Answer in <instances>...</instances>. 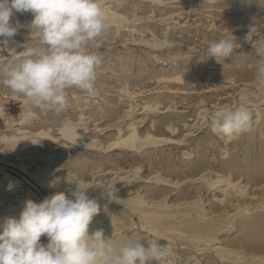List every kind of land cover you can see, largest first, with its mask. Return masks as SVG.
I'll return each instance as SVG.
<instances>
[{
    "label": "rangeland",
    "instance_id": "374dc122",
    "mask_svg": "<svg viewBox=\"0 0 264 264\" xmlns=\"http://www.w3.org/2000/svg\"><path fill=\"white\" fill-rule=\"evenodd\" d=\"M99 2L106 29L89 44L102 59L97 93L68 89L69 106L59 115L3 83L23 45L42 46L30 28L34 16L14 12L17 34L7 45L0 38V224L18 219L29 199L58 192L72 198L79 186L101 205L89 234L103 229L117 247L157 241L166 264H264V89L255 81L264 0L262 7L240 0ZM252 25L254 40L246 42ZM165 37L171 47L150 46ZM225 37H236L237 47L217 61L209 42ZM240 105L251 111L252 129L233 139L215 134V112ZM65 120L79 129L80 143L62 134ZM134 133L154 142L142 149L117 144ZM112 186L116 198L109 200L103 189ZM252 220L256 226L245 228Z\"/></svg>",
    "mask_w": 264,
    "mask_h": 264
},
{
    "label": "clouds",
    "instance_id": "9594fccd",
    "mask_svg": "<svg viewBox=\"0 0 264 264\" xmlns=\"http://www.w3.org/2000/svg\"><path fill=\"white\" fill-rule=\"evenodd\" d=\"M243 4L262 0H240ZM14 12H30L34 19L31 30L40 35L41 47H26L16 52L10 66L3 72V83L14 93L28 98L42 111L59 115L69 106L68 89L77 88L92 96L101 57L89 50L90 42L101 37L106 29V12L99 0H0V38L7 45L20 27L10 23ZM257 28L249 27L246 42L254 40ZM150 46L165 49L172 46L168 38L153 39ZM237 39L219 38L209 42L208 51L217 61L231 57ZM260 61L256 67V87L264 89V42L256 48ZM251 111L244 105L224 108L211 118V130L233 139L252 129ZM79 129L71 120L61 124L64 136L81 139ZM40 142V141H39ZM39 142L33 143L38 144ZM55 187V183L52 185ZM72 192V198L58 192L42 202L27 200L19 218L8 217L0 224V264H149L155 260L166 264L165 246L148 241H132L117 247L113 237L108 239L103 229L89 234V225L101 211V205L89 198L87 190ZM109 200L116 198V189H103ZM46 236L48 243L40 242Z\"/></svg>",
    "mask_w": 264,
    "mask_h": 264
},
{
    "label": "bare ground",
    "instance_id": "6f19581e",
    "mask_svg": "<svg viewBox=\"0 0 264 264\" xmlns=\"http://www.w3.org/2000/svg\"><path fill=\"white\" fill-rule=\"evenodd\" d=\"M157 1V0H156ZM108 11V10H107ZM112 15V14H111ZM169 80V79H168ZM172 80H173V78H172ZM174 81H175V83H177V84H180V85H184L187 81L184 79V78H181V77H176V78H174ZM196 82V81H195ZM131 129V128H130ZM61 130V129H60ZM59 134H60V132H59ZM63 136V135H62ZM137 135H136V133H134V134H132V135H130V137L128 138V139H122L119 143H117L118 145H121L122 147H130V148H134V149H136V148H140L141 147V149H142V146H141V144L143 143H141V142H139L140 140L139 139H137V137H136ZM65 138H67V137H65ZM148 140H149V137L147 138ZM69 140V139H68ZM71 140V139H70ZM79 140H80V142H81V140L82 139H78V143H80L79 142ZM139 140V141H138ZM165 140V139H164ZM74 141V140H73ZM141 141H143V140H141ZM145 141V140H144ZM151 141V140H150ZM149 141V142H150ZM7 142H9V141H7ZM75 142V141H74ZM83 142V141H82ZM148 142V143H149ZM151 142H154L153 140L151 141ZM160 142H161V140H160ZM171 142V141H170ZM144 143H147V141L146 142H144ZM143 143V144H144ZM147 143V144H148ZM156 143V142H155ZM12 144V143H11ZM95 144V143H94ZM146 144V145H147ZM153 144V143H152ZM8 146V145H7ZM96 147V146H95ZM145 147V146H144ZM99 149V148H98ZM137 149V150H138ZM219 180V179H218ZM217 180V181H218ZM164 182V181H163ZM220 182V181H219ZM231 185V184H230ZM232 186V185H231ZM239 186V185H238ZM225 187V186H224ZM240 188V187H239ZM238 188V189H239ZM223 189V188H222ZM229 189V188H228ZM225 190V189H224ZM223 191V190H222ZM244 192V191H243ZM225 193V192H224ZM236 193V192H235ZM226 194V193H225ZM241 194H242V192H241ZM225 197V196H224ZM220 199V198H219ZM120 200V199H119ZM142 204V203H141ZM142 205H145V204H142ZM139 209V208H138ZM106 210V209H105ZM133 210H134V207H133ZM139 211V210H138ZM143 211V210H142ZM108 212V211H107ZM115 212V211H114ZM147 212V211H146ZM150 212V211H149ZM144 213V212H143ZM160 213V212H159ZM114 214V213H113ZM146 214V213H145ZM163 214V213H162ZM166 214V213H165ZM115 215V214H114ZM147 215H149V214H147ZM152 215H153V213H152ZM155 215V214H154ZM119 216V215H118ZM146 216V215H145ZM156 216V215H155ZM157 216H159V215H157ZM160 216H161V213H160ZM116 218V217H115ZM154 218V217H153ZM157 218V217H156ZM203 218V217H202ZM1 220V219H0ZM144 220V219H143ZM147 220V219H146ZM153 220V219H152ZM198 220V219H197ZM153 222V221H152ZM193 222H194V220H193ZM155 223V222H154ZM195 223V222H194ZM197 223V222H196ZM256 223L257 222H255V221H247V223L245 224V228H254L255 226H256ZM188 224V223H187ZM190 224V223H189ZM186 226V225H185ZM189 226V225H188ZM197 226V225H196ZM192 227H193V225H192ZM152 228V227H151ZM209 228V227H208ZM2 228H0V230H1ZM149 229V228H148ZM187 229V228H186ZM195 229H197V228H195ZM113 230V229H112ZM184 230V229H183ZM189 230V229H188ZM190 230H191V228H190ZM202 230V229H201ZM207 231V230H206ZM208 232V231H207ZM210 232V231H209ZM212 233V232H211ZM199 234H201L200 232H199ZM205 234V233H204ZM210 234V233H209ZM196 236V235H195ZM198 236V235H197ZM209 236V235H208ZM199 237H200V235H199ZM205 237V236H204ZM209 238V237H208ZM206 240V239H205ZM215 240V239H214Z\"/></svg>",
    "mask_w": 264,
    "mask_h": 264
}]
</instances>
